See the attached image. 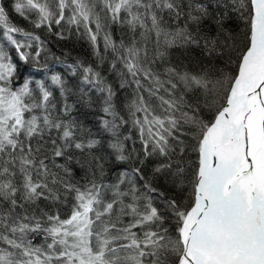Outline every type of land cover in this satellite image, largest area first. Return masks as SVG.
<instances>
[{"label": "snow or ice", "instance_id": "1", "mask_svg": "<svg viewBox=\"0 0 264 264\" xmlns=\"http://www.w3.org/2000/svg\"><path fill=\"white\" fill-rule=\"evenodd\" d=\"M0 264H264V0H0Z\"/></svg>", "mask_w": 264, "mask_h": 264}, {"label": "trees", "instance_id": "2", "mask_svg": "<svg viewBox=\"0 0 264 264\" xmlns=\"http://www.w3.org/2000/svg\"><path fill=\"white\" fill-rule=\"evenodd\" d=\"M15 22L24 24L25 22L22 20H19L17 17L12 18ZM42 35L47 36L49 40V47L51 48L52 52H54L56 55H60L61 52L68 51L70 52L72 57H79L81 59H87L91 60V57L89 55L90 48L88 44L83 40H77L75 37H73L70 40H58L54 36H50L47 33H42ZM13 55H15L13 53ZM21 69L25 72V75L28 74L29 71H31L30 67L20 65ZM57 70L62 69V65H57ZM37 78H43V73H40ZM81 119L84 120L86 125L90 128H92L94 131L96 127L98 126V115L99 113L88 111L87 109L81 110Z\"/></svg>", "mask_w": 264, "mask_h": 264}]
</instances>
